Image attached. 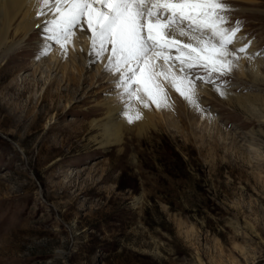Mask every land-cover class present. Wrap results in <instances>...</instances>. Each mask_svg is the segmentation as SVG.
<instances>
[{"label": "rangeland", "instance_id": "374dc122", "mask_svg": "<svg viewBox=\"0 0 264 264\" xmlns=\"http://www.w3.org/2000/svg\"><path fill=\"white\" fill-rule=\"evenodd\" d=\"M224 3L264 60V0ZM42 45L35 29L0 59V264H264V108L247 97L264 82L236 68L238 102L197 81L198 106L170 92L104 145L109 72L83 82L95 62Z\"/></svg>", "mask_w": 264, "mask_h": 264}, {"label": "snow or ice", "instance_id": "6c2138e0", "mask_svg": "<svg viewBox=\"0 0 264 264\" xmlns=\"http://www.w3.org/2000/svg\"><path fill=\"white\" fill-rule=\"evenodd\" d=\"M37 7V16L46 17L36 24L40 54L53 44L66 53L77 29L90 33L89 63L106 61L104 70L116 74L120 114L129 124L143 118L141 108L150 107L149 101L167 106L156 83L163 74L156 72L157 61L168 67L165 79L176 92L198 106L197 81L226 98L230 82L225 78L242 58L253 57L252 41L238 35L241 22L231 23L233 10L224 0H37ZM177 67L179 74L173 71Z\"/></svg>", "mask_w": 264, "mask_h": 264}, {"label": "bare ground", "instance_id": "6f19581e", "mask_svg": "<svg viewBox=\"0 0 264 264\" xmlns=\"http://www.w3.org/2000/svg\"><path fill=\"white\" fill-rule=\"evenodd\" d=\"M249 1V0H244ZM251 1V0H250ZM40 9L37 7V0H0V59L5 58L8 55V52L13 48L17 47L22 42L26 41L32 32L37 29L36 24L40 23L41 20L45 19L44 16H37V12ZM47 12V9H44ZM80 36V38H78ZM82 37V38H81ZM90 33L86 31H80L77 29L75 34L70 37L71 43L68 44L67 49L73 53H75L81 61L89 65V47H90ZM78 40L82 41L78 43ZM251 48V47H250ZM59 45H57L53 50H51L50 57L57 58L58 53L60 51ZM23 51V50H21ZM252 49H250V52ZM249 52V51H248ZM62 54V53H61ZM255 54V53H254ZM107 55V54H105ZM163 61V60H159ZM23 62V61H22ZM106 61L98 60L96 61V69H97V77L96 74L91 75L88 79H84L83 82H87L89 79H96V81H101L102 77L99 75L103 70V65ZM245 63H247V68L245 67ZM158 67L156 68L157 73H163L156 77V83L161 85L160 88L163 90L161 95L167 94L170 95V92L176 93L179 97L184 100V102L193 109V105H191L188 101H186L176 90L172 87L171 79H165L164 74L168 73V67L164 65V62L157 63ZM238 67V75L240 76H249L254 83L264 82V75L261 72V66L264 65V60L262 58H252V59H244L242 58L239 61ZM66 63L62 64L61 68L66 70ZM264 67V66H263ZM177 69V68H176ZM179 69V68H178ZM68 71V70H67ZM177 74H179V70L173 69ZM69 72V71H68ZM70 79L75 78V76L71 71L69 72ZM240 76V77H241ZM239 77V78H240ZM238 78V77H236ZM103 82L112 83L117 79L116 74L107 73L104 76ZM252 82V81H251ZM79 83V82H78ZM91 85V84H89ZM165 86L168 87L169 92L167 93L164 90ZM164 87V88H163ZM205 87V85H204ZM208 85H206V88ZM211 88H213L211 86ZM195 96L199 99L198 93L194 90ZM208 92V91H207ZM229 95L226 98L233 97L238 102H240L243 97L241 94L234 93V91L230 88ZM253 101H259V104L264 108V99L260 97V95L254 93L250 94L249 97ZM147 97H145L146 99ZM247 99V98H245ZM228 100V99H227ZM101 105L104 108L105 116L99 120H94L91 122V126L96 128L99 132V135L102 136L104 141V145H108L110 143H119L122 140V135L125 131L130 130L132 127L137 130H141L148 125L152 124L153 118L150 113L149 108H141V112L143 118L141 120L135 121L132 124L126 122V120L121 116V103L118 100L117 96H113V94L108 93L105 97L101 99ZM151 103V101H150ZM167 104V102H166ZM155 108V104H152ZM168 109V105L166 106ZM159 110V108H157ZM263 118L264 116H259ZM264 119V118H263Z\"/></svg>", "mask_w": 264, "mask_h": 264}]
</instances>
